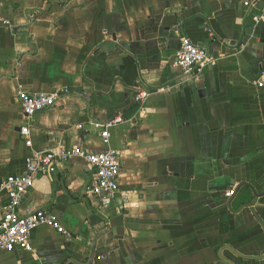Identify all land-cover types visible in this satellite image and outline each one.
Here are the masks:
<instances>
[{
  "label": "crops",
  "instance_id": "0c3cea01",
  "mask_svg": "<svg viewBox=\"0 0 264 264\" xmlns=\"http://www.w3.org/2000/svg\"><path fill=\"white\" fill-rule=\"evenodd\" d=\"M263 7L0 0V180L25 174L39 153L106 150L114 120L109 148L122 160L119 199L105 213L85 194V160L40 175L20 212H51L69 236L40 227L32 253L0 252V264H264V18L254 21ZM184 38L212 59L190 79L173 67ZM19 91H69L35 117L31 147ZM140 91L151 96L139 102Z\"/></svg>",
  "mask_w": 264,
  "mask_h": 264
},
{
  "label": "built area",
  "instance_id": "2783aa9c",
  "mask_svg": "<svg viewBox=\"0 0 264 264\" xmlns=\"http://www.w3.org/2000/svg\"><path fill=\"white\" fill-rule=\"evenodd\" d=\"M263 18L264 7L261 15L254 17V21L259 23ZM6 24L10 26L9 22ZM211 62L212 59L205 47L184 38L181 41L173 67L181 72L183 78L190 79ZM261 76L262 81L259 83V87L264 86V69ZM68 92L57 91L39 95H32L24 91L18 92L23 122L20 134L28 147L32 146L30 136L35 117L39 113L56 107ZM149 96H151L150 92L140 91L136 100L144 102ZM119 122L121 121L114 120L104 126L103 144L108 147L104 151L90 152L77 146L63 148L59 153H39L27 159L25 174L0 180V200L6 198V203L0 211V252L32 253L34 248L30 235L40 227H51L57 233L69 236V232L62 227L57 216L51 212L38 210L25 215L20 212L23 200L33 189L36 179L40 175L53 171L58 164L75 158L85 160L92 171L91 181L85 189L86 196L96 201V207L101 213L107 212L116 204L120 195L122 160L116 150L109 148L110 134L108 130ZM121 201L126 205L128 203L127 195L121 198ZM97 259L105 260L107 255L98 253Z\"/></svg>",
  "mask_w": 264,
  "mask_h": 264
},
{
  "label": "water",
  "instance_id": "95a60500",
  "mask_svg": "<svg viewBox=\"0 0 264 264\" xmlns=\"http://www.w3.org/2000/svg\"><path fill=\"white\" fill-rule=\"evenodd\" d=\"M262 259H264V257Z\"/></svg>",
  "mask_w": 264,
  "mask_h": 264
}]
</instances>
